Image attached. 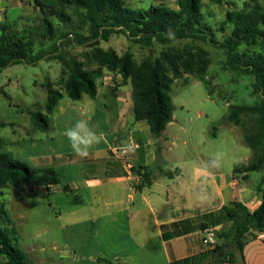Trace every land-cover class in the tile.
<instances>
[{
  "label": "rangeland",
  "instance_id": "374dc122",
  "mask_svg": "<svg viewBox=\"0 0 264 264\" xmlns=\"http://www.w3.org/2000/svg\"><path fill=\"white\" fill-rule=\"evenodd\" d=\"M45 1L58 11L64 10L69 16L67 22H62L56 15H48L57 32L54 41L42 39L38 35L41 13L34 8L33 0H6L0 6L1 24H8L10 29L17 31L32 28L35 54L42 50L51 52L45 60L36 65L19 63L0 72V138L4 141L3 152L31 165H34L35 143H39L41 139L47 141L62 135L78 119H87L90 116L83 109L85 104L92 101L90 96L85 94L81 100L75 101L65 95L55 115L50 116L51 128L45 132L33 128L29 113L43 112L46 108L48 94L44 85L50 81L65 93L63 85L60 84L64 79V65L57 57L62 55L71 62L83 64L86 69L97 67L92 57L94 46H91L90 41H82L81 44L80 38L76 37L91 35L93 22L87 10L58 7V0ZM178 1H168L169 8L179 10ZM245 1L202 0L200 20L203 26L211 27L212 32H202L201 36L208 34L206 40L199 38L174 41L154 38L152 47L148 48L133 43L127 35L117 31L107 40L100 39L98 42L99 47L105 50L114 49L120 55L130 51L137 63L148 56L158 57L164 50L177 51L186 46H198L210 53L211 63L206 75L208 85L192 74H185L172 84L170 95L174 120L161 134L164 151H168L170 156L167 163L170 167L178 161H183L186 166L192 168L193 165L208 159L211 153L224 151L227 154L224 165L214 173L228 177L233 173L235 165L247 164L254 155L245 142L241 127L236 128V125L226 121L230 105L254 106L262 100V94L257 90L256 78L245 65V55L263 52L261 40L257 45L242 44L229 47L226 44L233 31L232 25L224 24L226 15L229 11L242 10ZM124 2L128 8L137 10L148 9V6L157 0H142L143 7H138L139 3L134 0ZM4 11L8 14H4ZM213 32L216 40L214 43ZM103 78L105 82L114 85L111 88L113 91L123 86L122 77L116 73L105 71ZM128 90H132L130 83ZM94 103V114L100 116L94 121H89V124L95 130H107L110 125L99 121L112 112L113 107L103 99L95 100ZM235 177L238 183L241 182L240 174ZM263 177L264 172L252 173L251 182L257 184L256 190ZM46 192L47 190L42 188H38L35 193H29L27 188L22 186L9 187L3 190L1 201L6 203L7 210L15 222L20 237L17 246L27 254L28 264H40L39 259H45L46 264H69L68 254L64 251L66 239L58 235L60 221L55 219L56 200L66 199V194L51 193L44 196ZM63 204H66V201ZM104 230L101 229V239L108 247L109 242L104 240ZM218 243H221L220 239ZM214 248L204 245V249H210L209 253ZM239 254L237 251L234 257L239 258ZM75 256L81 259L83 255L77 252ZM87 258L82 259V264H87Z\"/></svg>",
  "mask_w": 264,
  "mask_h": 264
},
{
  "label": "trees",
  "instance_id": "16d2710c",
  "mask_svg": "<svg viewBox=\"0 0 264 264\" xmlns=\"http://www.w3.org/2000/svg\"><path fill=\"white\" fill-rule=\"evenodd\" d=\"M178 4L179 10L165 6L135 10L128 8L124 0H58V7L86 9L91 16V35L76 37L80 38L81 44L82 41L91 42V46H94L92 57L97 65L96 68L86 69L81 63L58 56L64 65V79L60 84L63 85L65 94L75 101L85 94L95 98L105 71L116 73L122 77L123 85L130 83L132 86L135 120L146 122L155 136L161 135L173 121L174 108L170 95L172 84L185 74H192L208 85L206 75L211 63L210 53L198 46H186L177 51L164 50L158 57L148 56L137 63L130 51L120 55L114 49L99 47L98 42L100 39L107 40L113 32L120 31L133 43L151 48L154 38L168 39L166 34L169 30L175 35L174 41L199 38L206 40L208 34L201 36L202 32H212L211 27L203 26L200 20L202 0H179ZM33 6L41 13L38 35L42 39L54 41L57 32L48 15H56L62 22H67L69 16L64 10L58 11L47 5L45 0H33ZM243 7L240 11H229L224 24L233 26L232 34L226 41L229 47L257 45L261 40L263 50L245 55V65L256 78L257 90L262 94L261 102L254 106L230 105L226 116L227 122L241 127L246 144L254 152L247 164H238L233 169L234 176L244 173L246 177L253 172H264V0H246ZM0 31V72L19 63L36 65L51 54L43 50L35 54L32 28L17 31L10 29L8 24L0 23ZM44 87L48 94L45 113L31 111L29 115L32 126L45 132L51 128L50 116L56 112L64 94L50 81ZM3 146L4 141L0 138V264H28L27 254L17 246L20 237L15 222L6 203L1 201L3 190L22 186L29 193H35L38 188L58 185L62 180L54 167H36L17 160L11 154L3 152ZM147 171L145 169L142 174L145 185L151 180ZM167 175L172 176L169 173ZM257 192L262 202L254 211L240 201H233L220 210L203 215L206 222L204 229L208 226L219 228L217 236L221 243L213 249L218 260L232 258L235 251L230 250V247L234 246L242 251L245 244L264 233V177ZM164 235L165 238L171 236L166 233ZM185 262L177 261L173 264ZM97 264L124 262L100 257Z\"/></svg>",
  "mask_w": 264,
  "mask_h": 264
},
{
  "label": "crops",
  "instance_id": "0c3cea01",
  "mask_svg": "<svg viewBox=\"0 0 264 264\" xmlns=\"http://www.w3.org/2000/svg\"><path fill=\"white\" fill-rule=\"evenodd\" d=\"M136 1L138 7H143L142 0ZM168 1L171 0H157L148 7H170ZM3 2L6 0H0V6ZM113 86L104 78L100 80L97 96L83 108L91 122L100 116L94 114L95 100H107L113 107L99 121L110 128L95 130L103 138L86 159L75 155L64 133L34 144V166L54 167L62 180L61 184L42 189L48 196L66 194V199L56 200L55 219L60 221L58 235L66 239L64 251L69 264H82L87 257V264H97L100 257L122 260L124 264H264V233L245 244L242 251L230 247L234 256L239 251V258L233 256L225 261L204 249L202 242L206 224L203 215L233 201L242 202L251 211L260 206L262 200L257 184L251 182L252 173L246 177L240 174L243 180L238 185L233 183V173L228 177L214 173L203 185L212 199L207 203L197 201L195 194L201 184L192 182V168L183 161L167 165L170 156L164 151L162 135L155 136L144 121L135 120L128 84L115 91L111 90ZM125 142L136 166L143 173L148 169L149 184L145 185L136 172H130L121 159ZM135 144L140 148H134ZM101 229H105L108 247L102 242ZM165 233L171 236L165 238ZM77 252L82 253L81 259L76 258ZM46 262L39 259L40 264Z\"/></svg>",
  "mask_w": 264,
  "mask_h": 264
},
{
  "label": "clouds",
  "instance_id": "9594fccd",
  "mask_svg": "<svg viewBox=\"0 0 264 264\" xmlns=\"http://www.w3.org/2000/svg\"><path fill=\"white\" fill-rule=\"evenodd\" d=\"M166 35L170 40L175 39V35L171 30ZM89 119H78L72 127L66 129L64 132L73 152L82 159H86L93 146L99 144L103 138L102 134L97 133L89 124ZM121 150H129L127 142L122 145ZM226 155L224 151H216L211 153L208 159L192 166L191 180L193 183L199 182L201 184L199 191L195 194L197 201L207 203L212 199L211 194L203 185L207 183L209 177L213 175L215 170L223 167Z\"/></svg>",
  "mask_w": 264,
  "mask_h": 264
},
{
  "label": "built area",
  "instance_id": "2783aa9c",
  "mask_svg": "<svg viewBox=\"0 0 264 264\" xmlns=\"http://www.w3.org/2000/svg\"><path fill=\"white\" fill-rule=\"evenodd\" d=\"M1 16V13H0ZM134 148L138 149L140 146L138 144L134 145ZM124 159L125 165L128 170L132 173H137L139 178H142L143 172L140 168L136 166V164L131 160L129 156V151H121V159ZM234 185H238V181L235 179L233 181ZM219 231L218 227H207L203 230L202 242L204 245L208 247H215L218 244V236L217 233Z\"/></svg>",
  "mask_w": 264,
  "mask_h": 264
}]
</instances>
